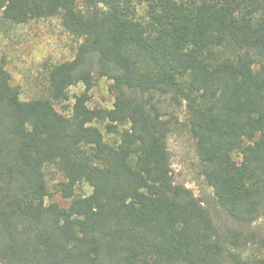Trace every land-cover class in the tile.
Listing matches in <instances>:
<instances>
[{
    "label": "trees",
    "instance_id": "1",
    "mask_svg": "<svg viewBox=\"0 0 264 264\" xmlns=\"http://www.w3.org/2000/svg\"><path fill=\"white\" fill-rule=\"evenodd\" d=\"M50 17L80 43L44 96L21 101L0 61V264H264V0H0V24ZM98 77L110 109L88 106ZM164 105L231 225L174 182Z\"/></svg>",
    "mask_w": 264,
    "mask_h": 264
},
{
    "label": "rangeland",
    "instance_id": "2",
    "mask_svg": "<svg viewBox=\"0 0 264 264\" xmlns=\"http://www.w3.org/2000/svg\"><path fill=\"white\" fill-rule=\"evenodd\" d=\"M137 6L141 12L142 5ZM79 43V39L63 29L58 17L34 20L25 24L3 21L0 24V61L9 74L10 85L17 89L20 100L25 102L44 96L47 70L59 63L72 60ZM111 83L112 81L106 77L96 78L89 92L90 108L112 107L114 97L109 92ZM82 91V84L71 85L67 89V100L54 104L56 111L68 116L73 98ZM164 110L175 115L178 120L176 128L167 138L174 182L191 191L208 211L216 226L231 225L217 205L212 189L207 186L199 173L195 143L184 126V108L172 110L164 105ZM233 158L236 162L240 161L237 153L233 154ZM43 172L49 193L45 203H56L60 207H67L69 200L64 199L56 191L58 184L64 182L63 177L50 165L45 166ZM91 191V187L87 184H78L74 189V197L88 196ZM250 229L257 230L264 236V217L254 223ZM253 251L254 249L247 248L245 253L248 255Z\"/></svg>",
    "mask_w": 264,
    "mask_h": 264
}]
</instances>
